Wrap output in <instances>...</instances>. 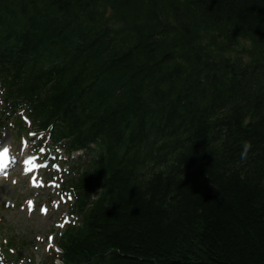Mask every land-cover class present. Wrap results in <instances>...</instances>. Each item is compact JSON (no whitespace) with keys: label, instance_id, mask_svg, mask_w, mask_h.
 I'll return each mask as SVG.
<instances>
[{"label":"trees","instance_id":"obj_1","mask_svg":"<svg viewBox=\"0 0 264 264\" xmlns=\"http://www.w3.org/2000/svg\"><path fill=\"white\" fill-rule=\"evenodd\" d=\"M0 73L99 146L66 264H264V0H0Z\"/></svg>","mask_w":264,"mask_h":264},{"label":"rangeland","instance_id":"obj_2","mask_svg":"<svg viewBox=\"0 0 264 264\" xmlns=\"http://www.w3.org/2000/svg\"><path fill=\"white\" fill-rule=\"evenodd\" d=\"M247 47V42L243 41ZM248 48V47H247ZM10 133L1 135L0 145L10 140ZM14 138V135H12ZM58 189L50 188L44 191H33L29 189L28 183L19 178V184L14 186L12 182L0 183V219H2L3 229L0 233H7L12 235H21L39 247L38 256H36L37 263L40 262L41 255L46 254L44 251L45 242L42 244L37 240L38 236L46 238L50 234L52 228L55 227L60 215L66 211V207L58 204L55 193ZM28 198H33L36 202V208L33 213H28L24 206L18 208L14 206L16 200L18 205L26 201ZM50 198L55 199V206L51 209L47 206ZM46 205L49 212L46 215H41L40 207ZM57 207V208H56ZM1 235V234H0Z\"/></svg>","mask_w":264,"mask_h":264}]
</instances>
